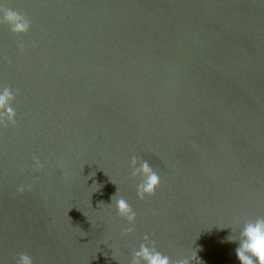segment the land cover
I'll list each match as a JSON object with an SVG mask.
<instances>
[{"label": "water", "instance_id": "1", "mask_svg": "<svg viewBox=\"0 0 264 264\" xmlns=\"http://www.w3.org/2000/svg\"><path fill=\"white\" fill-rule=\"evenodd\" d=\"M3 7L31 30L0 24V86L17 94L16 125L0 124V264H130L145 235L174 262L240 264L227 237L264 216V0ZM133 156L155 196L137 195Z\"/></svg>", "mask_w": 264, "mask_h": 264}, {"label": "clouds", "instance_id": "2", "mask_svg": "<svg viewBox=\"0 0 264 264\" xmlns=\"http://www.w3.org/2000/svg\"><path fill=\"white\" fill-rule=\"evenodd\" d=\"M0 24H7L11 32L16 34L28 33L31 30L28 18L15 10L3 7V0H0ZM16 95L11 87L0 86V124L8 122L16 125L17 113L13 107ZM34 166L37 171L43 168L39 158H34ZM131 168L133 178H139L140 181L137 185V195L141 199L155 196L161 187V180L148 161L133 156ZM19 190L22 192L24 189L21 187ZM117 194L113 196L110 205H114L118 216L130 226L123 230L124 235H130L134 230L137 214L127 200L123 197L116 198ZM143 241L133 249L130 264H197L199 257L196 250L192 249L189 255L174 262L169 255L158 249L151 236L145 235ZM227 242L237 245L235 253L240 264H264V216L244 222L237 234L232 232L227 237ZM17 264H33V260L27 254H20Z\"/></svg>", "mask_w": 264, "mask_h": 264}]
</instances>
